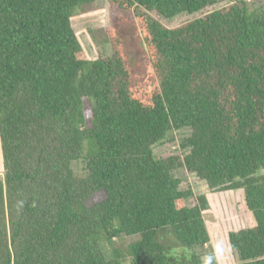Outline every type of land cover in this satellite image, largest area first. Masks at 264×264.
Masks as SVG:
<instances>
[{
	"label": "trees",
	"instance_id": "trees-1",
	"mask_svg": "<svg viewBox=\"0 0 264 264\" xmlns=\"http://www.w3.org/2000/svg\"><path fill=\"white\" fill-rule=\"evenodd\" d=\"M94 1L0 0V264H202L209 200L181 188L182 168L243 190L254 224L229 232L235 264H264V6L110 0L140 23L146 100L112 33V55L87 56L72 18ZM182 129L181 151L155 155ZM123 235L140 238L123 252Z\"/></svg>",
	"mask_w": 264,
	"mask_h": 264
},
{
	"label": "rangeland",
	"instance_id": "rangeland-1",
	"mask_svg": "<svg viewBox=\"0 0 264 264\" xmlns=\"http://www.w3.org/2000/svg\"><path fill=\"white\" fill-rule=\"evenodd\" d=\"M256 6H264V0H246ZM204 12L194 14H181L172 19L160 20L168 27L181 25ZM74 29L82 43L87 56L95 59L99 56L113 54V46L109 40L110 34L116 36L121 44L130 70L131 87L136 94L148 100L152 87L156 85V76L153 71L148 48L144 41L143 32L136 16L119 8L110 0H95L88 4L84 10L78 11L72 18ZM89 103H86V107ZM190 133L189 129L176 130L166 139L154 146V153L163 156L170 152L181 151V140ZM87 152V146L85 153ZM0 160L2 152L0 147ZM72 168L78 175H85L84 160L72 162ZM176 176L181 178V188H192L196 194H205L209 200V207L204 211V219L211 237L210 242L198 251L204 258L213 256L216 264H235L238 262L236 252L229 241V232L236 231L254 224L252 213L246 208L242 189L216 191L198 178L195 173L187 172L184 168L177 170ZM264 174V170L259 172ZM3 176V167L0 165V177ZM101 196L97 195L96 199ZM140 238V235H123L114 238V246L124 252L130 242ZM220 242L223 248L216 250ZM110 249L111 245L106 244ZM128 255L122 258L121 264H131Z\"/></svg>",
	"mask_w": 264,
	"mask_h": 264
},
{
	"label": "clouds",
	"instance_id": "clouds-1",
	"mask_svg": "<svg viewBox=\"0 0 264 264\" xmlns=\"http://www.w3.org/2000/svg\"><path fill=\"white\" fill-rule=\"evenodd\" d=\"M223 248V244L218 242L217 245L215 246L216 250L222 249ZM214 257L213 256H208L206 258L203 259L202 264H212Z\"/></svg>",
	"mask_w": 264,
	"mask_h": 264
},
{
	"label": "crops",
	"instance_id": "crops-1",
	"mask_svg": "<svg viewBox=\"0 0 264 264\" xmlns=\"http://www.w3.org/2000/svg\"><path fill=\"white\" fill-rule=\"evenodd\" d=\"M2 152V151H1ZM0 165L3 167V158H2V162H1V160H0ZM3 170H4V168H3ZM188 172V171H187Z\"/></svg>",
	"mask_w": 264,
	"mask_h": 264
}]
</instances>
